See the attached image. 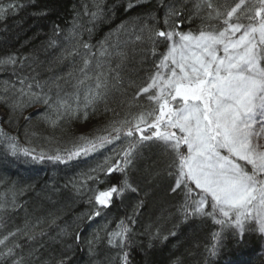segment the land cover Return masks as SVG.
Returning <instances> with one entry per match:
<instances>
[{
  "label": "trees",
  "instance_id": "trees-1",
  "mask_svg": "<svg viewBox=\"0 0 264 264\" xmlns=\"http://www.w3.org/2000/svg\"><path fill=\"white\" fill-rule=\"evenodd\" d=\"M8 2L0 0V6ZM195 2L133 0L136 6L127 8L128 0H18V6L0 18V97L8 101L0 100V131L16 137L20 148L54 155L72 149L81 137L105 134L100 130L113 120L131 119L152 103L147 94L137 93L156 72L160 54L166 51V45L160 44L154 53L147 31L141 28H163L166 5L172 4L182 7L177 30L198 33L204 26H222L219 20H202L207 9L196 15ZM213 2L223 9L233 4V0ZM96 3L102 14L94 19L91 12L96 11ZM137 35L144 39L137 41ZM78 42L93 46L92 79L82 85L78 84L84 78L79 69L87 50ZM102 43L109 53L103 57L99 55ZM73 49L79 55H68ZM9 57L16 62L2 63ZM97 62L102 69L96 68ZM98 71L109 76L107 95L84 109V95L95 87ZM22 78H26L25 87L31 84L33 91L53 101L58 97L67 100L73 108L78 94L81 110L63 113L59 119L42 103L13 111ZM46 112L56 120L55 125L44 119ZM127 143L128 138L122 136L87 157L61 164L34 161L22 152L12 155L8 142L0 137V239L16 233L5 242L7 247L0 245V252L20 245L14 247L13 256H0V264H12L21 257L24 264H58L65 256L70 264H124V252L128 253L127 264H264V238L254 230L242 238L224 230L216 255H210L216 243L213 233L221 228L208 217L189 215L185 219L179 211L184 192L172 191L175 177L169 175V159L156 145L144 147L127 168V179L137 191L114 196L108 208L97 205L94 193L119 185L125 177L119 172L100 173L93 181L83 174L96 175L90 170L103 165L106 158L119 159L117 153ZM191 187L199 199L200 190ZM205 209L211 211L208 203ZM97 210L101 214L88 219ZM121 221L131 229L123 249L109 244L108 236Z\"/></svg>",
  "mask_w": 264,
  "mask_h": 264
},
{
  "label": "snow or ice",
  "instance_id": "snow-or-ice-1",
  "mask_svg": "<svg viewBox=\"0 0 264 264\" xmlns=\"http://www.w3.org/2000/svg\"><path fill=\"white\" fill-rule=\"evenodd\" d=\"M17 6L18 0H9L6 7L0 6V18ZM135 6L133 0H128L127 8ZM94 7L96 11L91 12V16L95 19L102 14V7L99 3ZM193 8L196 15L207 9V16L202 20H219L222 26H204L198 33L177 30L182 20V7L172 4L166 5L163 28L156 25L141 28V32L147 31V41L154 53L160 44L166 45V51L160 54L156 72L137 93L147 94L152 103L131 119L113 120L100 130L105 134L81 137L79 143L72 149H65L63 154L57 151L54 155H47L36 153L35 149L20 148L16 137L2 131L0 137L8 142L12 155L22 152L34 161L48 159L61 164L87 157L122 136L128 138V143L117 153L119 159L106 158L103 165L90 170L96 175L83 174L86 180L93 181L99 179L100 173L124 175L125 179L119 185L94 193L95 202L101 208H108L114 196L126 190L137 191L127 179V168L144 147L156 145L169 159V175L175 177L172 191L184 192L185 202L179 211L185 219L189 215H198L211 218L220 226L221 231L213 233L216 243L209 249L210 255H216L222 232L226 229L241 238L249 230L264 235V0H233L227 9L213 0H196ZM85 14H88L87 7ZM242 19L248 23H243ZM142 39L141 35L136 36L137 41ZM78 44L87 50L83 67L79 69L84 78L78 80V84L82 85L92 79L89 70L93 46L87 42ZM221 51L223 55L218 54ZM68 55H79V52L73 49ZM99 55H109L103 43ZM15 62L13 57L2 61ZM96 68L102 69V64L97 62ZM108 79V74L103 71L95 73V87L84 95V109L105 98ZM20 84L19 96L11 105L13 111L42 103L59 119L63 113L81 110L78 94L73 108L67 100L58 97L53 101L46 94L33 91L31 84L25 87L26 78H22ZM36 87L41 85L37 83ZM0 100L8 103L5 97ZM44 119L56 124L47 112ZM193 184L200 190L199 199L193 196ZM206 203L211 211L205 209ZM100 214L97 210L88 219ZM130 231L121 221L117 230L108 233L109 244L123 249ZM15 235L10 232L0 239V245L6 246L9 236ZM28 238L33 239L32 236ZM14 247L0 252V256H13ZM127 257L128 253L124 252L121 257L124 264H127ZM12 264H24L23 257L13 260ZM58 264H70V260L65 256Z\"/></svg>",
  "mask_w": 264,
  "mask_h": 264
},
{
  "label": "rangeland",
  "instance_id": "rangeland-1",
  "mask_svg": "<svg viewBox=\"0 0 264 264\" xmlns=\"http://www.w3.org/2000/svg\"><path fill=\"white\" fill-rule=\"evenodd\" d=\"M237 35H239V34H237ZM219 55H223V53H222V51L220 52V53H218ZM161 71H166V69H161ZM1 113H3V111L2 110H0V114ZM194 185V184H193ZM194 187H195V185H194ZM196 188V187H195ZM199 190V189H198ZM210 199V198H209ZM263 238H264V235H263ZM262 246H263V248H264V240H263V244H262Z\"/></svg>",
  "mask_w": 264,
  "mask_h": 264
}]
</instances>
